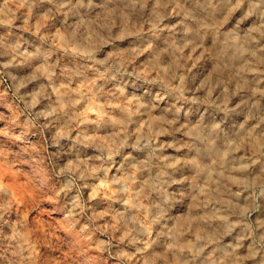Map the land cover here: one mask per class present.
Returning <instances> with one entry per match:
<instances>
[{
	"label": "clouds",
	"instance_id": "9594fccd",
	"mask_svg": "<svg viewBox=\"0 0 264 264\" xmlns=\"http://www.w3.org/2000/svg\"><path fill=\"white\" fill-rule=\"evenodd\" d=\"M0 264H264V0H0Z\"/></svg>",
	"mask_w": 264,
	"mask_h": 264
}]
</instances>
